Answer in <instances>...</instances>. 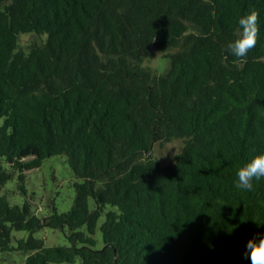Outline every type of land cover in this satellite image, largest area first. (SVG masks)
I'll return each mask as SVG.
<instances>
[{"label":"trees","instance_id":"obj_1","mask_svg":"<svg viewBox=\"0 0 264 264\" xmlns=\"http://www.w3.org/2000/svg\"><path fill=\"white\" fill-rule=\"evenodd\" d=\"M253 11L255 47L236 58L227 44ZM24 34L46 40L25 52ZM150 49L170 60L160 76L143 66ZM0 118L9 166L0 186L17 176L26 192L24 173L56 156L79 180L62 214L41 217L0 196V255L250 264L246 245L264 232V178L252 191L233 182L264 151V0H0ZM175 140L184 147L173 162L150 155ZM44 229H68L70 245L46 246L34 236ZM13 231L29 237L13 247Z\"/></svg>","mask_w":264,"mask_h":264},{"label":"rangeland","instance_id":"obj_2","mask_svg":"<svg viewBox=\"0 0 264 264\" xmlns=\"http://www.w3.org/2000/svg\"><path fill=\"white\" fill-rule=\"evenodd\" d=\"M46 37L37 36L36 34H24L19 37V48L28 52L35 44H42ZM143 66L149 68L154 75L160 76L170 67V60L165 58L161 53L154 49L148 50ZM3 119L0 118V124ZM184 143L182 140H175L170 143H157L153 146L150 155L162 165H168L173 162L176 156L182 151ZM0 165L9 169L5 160L0 158ZM25 189L23 192L19 188V180L17 176L4 186H0V196H6L11 205H22L25 201L30 202L32 210L35 214L46 217L54 213V209L59 214L68 212L75 199V183L76 179L71 170L66 156H56L46 160L43 165L35 170L24 173ZM91 210L95 209L93 199L89 200ZM110 208H107V210ZM105 220L103 216L99 225ZM68 229L65 231H53L44 229L37 232L34 236L43 239L48 247L69 246L67 239ZM29 233L26 231H13L12 246L17 247L18 240L27 239ZM97 240L95 249H102L104 241L100 230L95 234ZM28 253L10 252L0 255V264H24ZM69 264V263H63ZM73 264H80V260H76Z\"/></svg>","mask_w":264,"mask_h":264},{"label":"clouds","instance_id":"obj_3","mask_svg":"<svg viewBox=\"0 0 264 264\" xmlns=\"http://www.w3.org/2000/svg\"><path fill=\"white\" fill-rule=\"evenodd\" d=\"M258 15L255 11L245 14L238 21L239 35L227 44V51L236 58H244L255 47L258 34ZM264 178V151L246 162L236 173L233 186L241 191H252L253 181ZM250 264H264V232H257L246 245L245 257Z\"/></svg>","mask_w":264,"mask_h":264}]
</instances>
